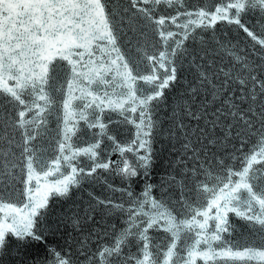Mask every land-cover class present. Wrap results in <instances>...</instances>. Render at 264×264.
<instances>
[{
  "label": "snow or ice",
  "instance_id": "snow-or-ice-1",
  "mask_svg": "<svg viewBox=\"0 0 264 264\" xmlns=\"http://www.w3.org/2000/svg\"><path fill=\"white\" fill-rule=\"evenodd\" d=\"M0 264H264V0H0Z\"/></svg>",
  "mask_w": 264,
  "mask_h": 264
},
{
  "label": "water",
  "instance_id": "water-1",
  "mask_svg": "<svg viewBox=\"0 0 264 264\" xmlns=\"http://www.w3.org/2000/svg\"><path fill=\"white\" fill-rule=\"evenodd\" d=\"M190 4L196 5L200 3V0H188ZM205 4H211L212 0H203ZM249 23H252V21H249ZM221 31L219 32V35L222 39H229V37L225 36L223 33V26H220ZM236 35L235 32L232 33V36L234 37ZM235 42V41H233ZM226 62V61H225ZM184 77H188V71L185 68L181 75V80L183 81ZM190 78V77H189ZM182 91V86L178 87L175 91L169 92L168 96V106L161 108V118H165V113L169 111L171 107L175 105L176 97L179 95V93ZM54 127V122L52 124ZM117 133L119 134L121 139H125L128 136V133L124 132L121 128H118L117 125L111 126ZM116 157H113L115 159ZM172 159V152L171 148L168 144V142L164 139H160L155 144V161H154V167L152 170V176H151V182L153 183H159L160 179L164 176L166 172L169 171V161ZM103 177H107V179L115 184L116 186H120V180L115 177L108 176V174L104 173L102 174ZM139 187V185H138ZM24 188V185H20V190L22 191ZM89 193H95V195L103 197L107 194L105 190V185L101 182L98 183H91V184H85L80 190H74L73 194L70 199L68 200H61L56 199L53 200L51 203L50 208V216L49 221L53 222L56 221L58 217H62L65 215H72L73 212H76L80 209L81 205L86 204ZM116 196H119V193L115 194ZM233 220L236 221V223H242L238 220H236L235 217H233ZM62 232L65 233V238H68L67 234L71 232V228H68L67 230L61 229ZM247 233L245 232L242 236L240 234V229H237L236 232V239L243 240L246 237ZM50 242H58L60 244H63L64 240L60 238L59 234L55 238L50 237Z\"/></svg>",
  "mask_w": 264,
  "mask_h": 264
}]
</instances>
